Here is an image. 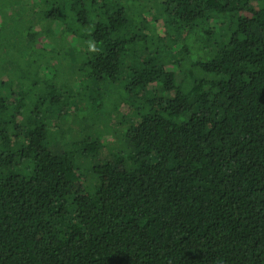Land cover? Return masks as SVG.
I'll return each instance as SVG.
<instances>
[{
  "label": "trees",
  "instance_id": "trees-1",
  "mask_svg": "<svg viewBox=\"0 0 264 264\" xmlns=\"http://www.w3.org/2000/svg\"><path fill=\"white\" fill-rule=\"evenodd\" d=\"M0 264H264V0H0Z\"/></svg>",
  "mask_w": 264,
  "mask_h": 264
},
{
  "label": "rangeland",
  "instance_id": "rangeland-1",
  "mask_svg": "<svg viewBox=\"0 0 264 264\" xmlns=\"http://www.w3.org/2000/svg\"><path fill=\"white\" fill-rule=\"evenodd\" d=\"M66 71L71 72L70 68H66ZM180 76L183 77V73H181ZM177 78L180 79L179 76H177ZM75 86L77 87V85ZM121 88H122V85L120 84L119 85L115 84L112 87L109 86L108 89H110V93H106L105 105L103 108H100L101 112L99 113L95 112V110L91 111V113H87L88 111L84 112V109H80V108L78 110H81V112H77V110H75L74 114L71 115V118L69 119V121L64 125V129H63L65 133L64 136L58 137V140L53 143L52 151H54L55 153L63 152V150H65V147H66L65 145L67 143L75 141L79 137L83 139L82 136L78 135V127L76 126L81 124L79 121L82 120V118L85 116L87 117L86 119L87 122L85 123V127H84L85 136H87L91 132L97 131L100 136L104 135L105 140L109 142L110 145L108 148H112L114 151L124 150L123 149L124 148L123 134L130 127L131 122L133 121L126 120L125 116H123V121H122V119L119 120L118 115H114L116 113L113 110L114 109L113 102L115 100H113V96L111 95V93L119 94L122 90ZM112 116H113L112 120L114 121V123L111 120ZM118 122H119V125L116 124ZM92 128H94V130H92ZM102 152H105L107 154L106 149H104ZM123 154L124 156H126L127 153L123 152ZM80 157L81 156L79 157L75 156L76 159L74 158V161L75 162L78 161V163L81 162L82 159Z\"/></svg>",
  "mask_w": 264,
  "mask_h": 264
},
{
  "label": "clouds",
  "instance_id": "clouds-1",
  "mask_svg": "<svg viewBox=\"0 0 264 264\" xmlns=\"http://www.w3.org/2000/svg\"><path fill=\"white\" fill-rule=\"evenodd\" d=\"M89 49L91 52H94V53L99 51L94 41L89 42Z\"/></svg>",
  "mask_w": 264,
  "mask_h": 264
}]
</instances>
